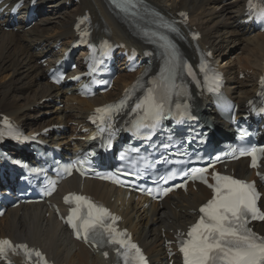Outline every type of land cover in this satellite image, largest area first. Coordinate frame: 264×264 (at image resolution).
Listing matches in <instances>:
<instances>
[{
	"label": "bare ground",
	"instance_id": "bare-ground-1",
	"mask_svg": "<svg viewBox=\"0 0 264 264\" xmlns=\"http://www.w3.org/2000/svg\"><path fill=\"white\" fill-rule=\"evenodd\" d=\"M144 1L172 19L178 18L177 14L181 11L188 12L191 23L185 28L186 34L192 28L201 33V47L213 51L215 62L223 65V68L226 67L227 75L234 81L231 88L235 89L237 102L244 104L254 95L257 76L264 70V34L251 32L242 25L241 15L244 13L245 0H232L230 3H224L225 0ZM41 2H50V5L42 9L46 11L45 17H41L34 27L28 28L23 24V32L16 34L6 32L0 24V119L2 114L11 116L24 129L29 126L32 132H41L44 128L56 125L68 127L71 123L84 126L89 113L103 104L105 99H112L120 87L122 90L126 84H130L132 77L120 75L116 80L114 92L94 100H81L73 96V92L69 97L67 92L49 85L44 77V69L38 66V61L46 54H54L52 48L57 42L62 44L61 53L69 48L74 39L75 18L83 15L86 10L92 15L98 36L108 33L113 40L128 45L135 44L138 48L140 46L129 30L111 15L104 0H80L79 4H74L73 0ZM230 45H238L239 53H229ZM183 48L189 57L194 54L190 41L186 42ZM234 72L236 75H233ZM240 73L245 75V80L238 79ZM30 91L32 97L27 96ZM58 98L67 105L72 103L71 107L62 110L55 108V117L46 116L45 114L51 112L49 109L52 101L55 103ZM197 108L205 116L211 114L200 100L197 101ZM73 133L70 130L65 131L55 140L49 138L47 141L55 145L66 144ZM238 165L241 171L253 178V173L246 170L243 161ZM71 189H80L75 177L63 185L55 199H60L64 192ZM84 191L122 212L125 226L142 244L151 264H164L163 261L167 257L165 239H173L171 232L185 230L187 225L195 221L193 211L209 197V193L200 188L195 192L190 191L188 195L180 193L172 196L165 200L163 207L152 205L150 210H143L140 204L133 202V199L127 202L120 191L113 190L107 184L88 181L84 184ZM262 191L264 193V188ZM112 198L115 199V204L110 202ZM261 201L264 209V196ZM119 202L122 207L117 206ZM256 230L264 233V225H257ZM0 237L39 246L49 253L56 264H68L74 248L79 250L81 264H90V260L91 264H105L101 255L73 242L66 228L43 206L27 205L9 212L0 220Z\"/></svg>",
	"mask_w": 264,
	"mask_h": 264
},
{
	"label": "snow or ice",
	"instance_id": "snow-or-ice-1",
	"mask_svg": "<svg viewBox=\"0 0 264 264\" xmlns=\"http://www.w3.org/2000/svg\"><path fill=\"white\" fill-rule=\"evenodd\" d=\"M115 2L116 0H114ZM117 7L134 13L137 3L136 0H122L117 3ZM249 7H255L252 0H249ZM257 14L264 17V8H259ZM164 26L173 32L177 31L171 25ZM172 55L174 58L176 57L175 50ZM189 73L191 74L190 68ZM60 78L62 79V77ZM152 83L155 87L149 88L144 100L136 105L144 113L134 122L133 127L137 132L141 129L155 128L165 114L173 115L171 107L173 95H180L170 76L162 75L159 81L154 80ZM261 84L264 86V79ZM157 92H159L158 95ZM124 103L121 101L119 105L97 109V112H108L113 108L119 109ZM175 109L176 115L180 117L187 115L186 104L181 105L176 102ZM260 111H264V109ZM5 124L8 125L7 120H5ZM8 127L10 129L11 125ZM0 135L3 133L0 132ZM256 151L253 149L248 153L241 152V155L247 154L252 157V167H257ZM206 172L207 169H196L192 178L200 179L207 184L212 189L213 197L200 207L199 212L202 213L200 219L188 231V238L181 241L180 251L183 253L184 264H264V238L256 236L247 227L250 219L264 220V212H261L257 206L260 194L256 191L255 185L219 173H213L212 178L215 183L209 184L204 175ZM113 182L122 183L115 178H113ZM72 201L75 202L76 207L70 209L67 223L76 230L78 237L83 232L86 241L91 237L94 243L119 245L116 248L117 254L124 256L126 264L128 254L134 250L135 258L139 264H146L139 247L132 243L130 238H126L127 233L120 232L113 226L119 219L118 217L111 215L106 208L95 205L85 196L69 194L65 197L66 203ZM84 207L87 208L86 213L82 212ZM107 220H111L112 223H106ZM16 248L23 249L28 257L34 254L43 260L39 251L29 250L27 245H13L9 240H0V255L6 256L8 250L15 251ZM121 249L124 251L121 252ZM105 255L107 254L105 253Z\"/></svg>",
	"mask_w": 264,
	"mask_h": 264
},
{
	"label": "rangeland",
	"instance_id": "rangeland-1",
	"mask_svg": "<svg viewBox=\"0 0 264 264\" xmlns=\"http://www.w3.org/2000/svg\"><path fill=\"white\" fill-rule=\"evenodd\" d=\"M230 3L231 2V0H228V1H226V3ZM218 25V24H217ZM231 46V45H230ZM236 48V49H235ZM228 49H229V53L230 52H233L232 54H237V53H239V51H240V49H239V46L237 45V46H231V47H228ZM117 91V90H116ZM116 91H115V93H116ZM28 97H32V92L30 91L29 93H28V95H27ZM51 110L52 111H54L55 109H53V108H51ZM73 252V254H72V256L68 259V264H81V262L79 261L80 259V256L78 255V251H76L75 249L72 251ZM91 261V260H90ZM70 262V263H69ZM90 263V262H89ZM92 263V262H91ZM90 263V264H91Z\"/></svg>",
	"mask_w": 264,
	"mask_h": 264
}]
</instances>
